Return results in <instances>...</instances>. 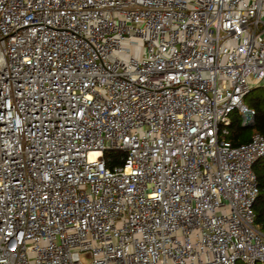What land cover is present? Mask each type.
Wrapping results in <instances>:
<instances>
[{"label": "built area", "instance_id": "built-area-1", "mask_svg": "<svg viewBox=\"0 0 264 264\" xmlns=\"http://www.w3.org/2000/svg\"><path fill=\"white\" fill-rule=\"evenodd\" d=\"M262 86L264 0H0V264H264Z\"/></svg>", "mask_w": 264, "mask_h": 264}, {"label": "trees", "instance_id": "trees-1", "mask_svg": "<svg viewBox=\"0 0 264 264\" xmlns=\"http://www.w3.org/2000/svg\"><path fill=\"white\" fill-rule=\"evenodd\" d=\"M259 89L261 88L253 89L251 92ZM251 92L247 95L248 97ZM247 101L248 103L246 106L254 112L251 123L245 124L242 116L237 112H233L230 115L227 139L234 146L247 143L253 133L264 134V95L248 99ZM106 154L113 159L112 163L109 164V167H112L117 163L119 164L117 161L119 153L112 151ZM252 170L258 185V195L253 206L255 216L254 223L264 234V157L258 159L253 164Z\"/></svg>", "mask_w": 264, "mask_h": 264}, {"label": "rangeland", "instance_id": "rangeland-1", "mask_svg": "<svg viewBox=\"0 0 264 264\" xmlns=\"http://www.w3.org/2000/svg\"><path fill=\"white\" fill-rule=\"evenodd\" d=\"M260 95H264V86H262L261 89H259V90L251 92L249 97L247 96V98L244 99V103L247 104L248 103V101H247L248 99H253V98H255L257 96H260ZM242 118H243L245 124L251 123L252 119H253L252 116H242Z\"/></svg>", "mask_w": 264, "mask_h": 264}, {"label": "crops", "instance_id": "crops-1", "mask_svg": "<svg viewBox=\"0 0 264 264\" xmlns=\"http://www.w3.org/2000/svg\"><path fill=\"white\" fill-rule=\"evenodd\" d=\"M261 88V87H260Z\"/></svg>", "mask_w": 264, "mask_h": 264}]
</instances>
